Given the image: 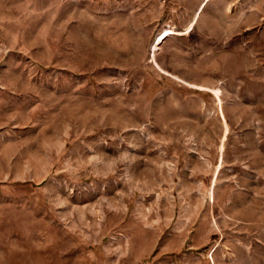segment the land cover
Wrapping results in <instances>:
<instances>
[{
    "label": "rangeland",
    "instance_id": "1",
    "mask_svg": "<svg viewBox=\"0 0 264 264\" xmlns=\"http://www.w3.org/2000/svg\"><path fill=\"white\" fill-rule=\"evenodd\" d=\"M0 264H264V0H0Z\"/></svg>",
    "mask_w": 264,
    "mask_h": 264
}]
</instances>
